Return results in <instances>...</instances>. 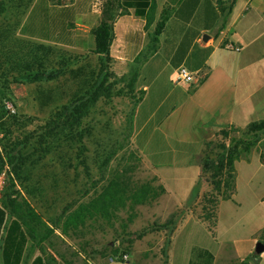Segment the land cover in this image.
Listing matches in <instances>:
<instances>
[{"label": "rangeland", "instance_id": "1", "mask_svg": "<svg viewBox=\"0 0 264 264\" xmlns=\"http://www.w3.org/2000/svg\"><path fill=\"white\" fill-rule=\"evenodd\" d=\"M0 1L5 9L0 14V26L19 21L25 22L26 29L35 31L41 19L48 16L42 3L31 10L36 0ZM97 2L102 9V0ZM18 28L15 31L18 37L59 48L51 52L50 58L52 67L60 72L53 79L13 82L5 89L6 109L21 120L20 125L12 126L11 139L15 136L20 139L30 136V139L23 151L29 158L22 165L19 179L6 162L0 168V203L10 194L51 225L53 232L47 237L55 236L57 253L68 264L255 263L254 256H258L254 253L255 245L264 243L261 147L255 146L247 158L241 152L234 163L235 187L226 198L224 193L229 190L225 185L215 190L209 174L201 171L198 175L195 163H190L192 155L186 152L193 153L197 148L183 143L171 147L148 144L145 153L150 158L168 160L164 168L163 163L155 165L161 164L159 169L167 173L169 189L177 194L167 193L165 189L160 192L162 184L154 170L131 147L135 105L133 86L129 87L131 76L117 75L110 64L107 70L100 71L99 57L91 49L76 50L24 37ZM166 72L160 73L149 86L151 106L160 101L156 99L162 94L172 92L171 85L176 81L172 76L170 84L165 79L163 90L154 88L168 76ZM104 77L105 84H112L109 97H101L89 107L81 121V127L88 133L82 140L72 139L71 134L81 127L72 124L71 117L62 115L63 105ZM150 80L149 75L145 81L150 83ZM52 117L68 136L62 134L54 143L56 147L42 156L35 141L42 126ZM249 119H264V111L256 110ZM238 128L224 127L227 137L217 132L207 148L210 155L214 156L220 142L228 144L233 138L241 137ZM145 137V132L138 136L141 144ZM111 182H114L116 202L104 205V213L90 209L94 198ZM196 183V198L188 202ZM136 196H143L144 200L136 203Z\"/></svg>", "mask_w": 264, "mask_h": 264}, {"label": "crops", "instance_id": "2", "mask_svg": "<svg viewBox=\"0 0 264 264\" xmlns=\"http://www.w3.org/2000/svg\"><path fill=\"white\" fill-rule=\"evenodd\" d=\"M62 2L76 9L73 42L57 45L94 51V30L107 0H102V9L97 0ZM112 7L110 69L117 75L135 73L131 147L154 170L166 192L175 195L167 185V173L159 169L161 164L155 165L163 163L164 168L168 160L150 158L145 146L183 143L197 148L186 154L192 155L190 163L200 175L196 157L206 152V142L226 126L245 127L256 110L264 111V0H114ZM179 67L195 79L178 81ZM166 70L168 76L154 88L163 90L165 79L170 84L172 76L176 80L172 92L162 94L151 106L149 86ZM149 75L150 83L145 81ZM144 132L141 144L138 136ZM53 237H28L21 264H31L38 255L46 264H68L58 255ZM254 264H264V251Z\"/></svg>", "mask_w": 264, "mask_h": 264}, {"label": "trees", "instance_id": "3", "mask_svg": "<svg viewBox=\"0 0 264 264\" xmlns=\"http://www.w3.org/2000/svg\"><path fill=\"white\" fill-rule=\"evenodd\" d=\"M42 3L44 13H48L41 19L37 29H26L25 22H15L13 25L0 26V168L6 162L12 172L18 179L20 171L29 154L23 151L29 144L30 136L22 139L15 136L11 139L12 126L21 124L20 118L9 114L6 109V88L13 82L31 83L43 79L55 78L60 70L54 69L51 65L50 54L59 48L43 42H33L15 35L17 26L18 32L28 37H34L42 41L55 44L72 45L73 23L76 9L72 5H64L62 0H36L31 10ZM114 0H108L101 10L103 17L101 22L94 30L95 50L94 53L99 55L100 71L107 70L111 58L109 50L113 39V7ZM4 5L0 1V14L4 11ZM30 10V11H31ZM38 23L37 20H35ZM159 29H156V33ZM155 40V38L153 37ZM135 77V73L133 76ZM132 78V79H133ZM106 77L102 81H95L83 94L77 95L69 104L63 105V113L66 117H71L72 124L81 127V121L89 107L101 97H109L112 84H105ZM133 81L129 87H132ZM59 124L56 118L52 117L42 126V132L39 134L35 143L43 155L50 153L56 145L55 142L61 139L62 134L68 136L66 130L58 128ZM235 127V126H234ZM236 128V127H235ZM238 128V127H237ZM241 137L233 138L230 143L220 142L217 145V151L214 156L207 151L210 141L206 142V152L198 159L201 171L209 174L211 184L217 191L223 185L229 192L224 193V197H229L235 187V161L242 155L243 151L248 157L252 149L257 146L261 147V154L264 155V119L249 122L241 129ZM76 131V130H75ZM82 127L71 134V138L82 140L85 134ZM227 137L228 133L224 128L218 131ZM8 137V139H6ZM3 139L7 141L3 142ZM38 150V148H35ZM81 154V152H79ZM15 180L14 176L12 178ZM114 182L104 187L102 191L94 198L90 209L100 210L104 213V205H112L116 202L113 189ZM160 192L164 188L159 186ZM198 189L197 183L192 189L187 199L188 202L196 198ZM152 194V196H154ZM144 197L136 196V203H141ZM9 218V221L7 222ZM43 228L44 231L37 230ZM36 231V233H35ZM44 232L41 233V232ZM40 232V234H39ZM53 232L47 222L43 221L38 214L24 203L18 201L10 194H6L4 201L0 203V251L2 264H21L22 256L28 241V237L33 235L47 236ZM211 255V254H210ZM256 259V256H254ZM246 264V262H243ZM31 264H46L41 255L36 256Z\"/></svg>", "mask_w": 264, "mask_h": 264}, {"label": "built area", "instance_id": "4", "mask_svg": "<svg viewBox=\"0 0 264 264\" xmlns=\"http://www.w3.org/2000/svg\"><path fill=\"white\" fill-rule=\"evenodd\" d=\"M228 47H233L234 45L232 43H228L227 44ZM235 49H238L237 47H235ZM195 77L192 73H190L185 67H179L177 70V80L178 81H185V82H189L194 80ZM2 189V180L0 177V191Z\"/></svg>", "mask_w": 264, "mask_h": 264}, {"label": "water", "instance_id": "5", "mask_svg": "<svg viewBox=\"0 0 264 264\" xmlns=\"http://www.w3.org/2000/svg\"><path fill=\"white\" fill-rule=\"evenodd\" d=\"M208 36L206 34L203 35V38L206 39ZM264 251V243L263 242H257L254 248V253L256 255L262 253Z\"/></svg>", "mask_w": 264, "mask_h": 264}]
</instances>
